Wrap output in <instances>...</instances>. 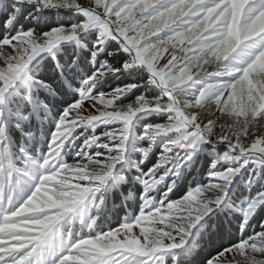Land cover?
I'll return each mask as SVG.
<instances>
[{
  "label": "snow or ice",
  "instance_id": "obj_1",
  "mask_svg": "<svg viewBox=\"0 0 264 264\" xmlns=\"http://www.w3.org/2000/svg\"><path fill=\"white\" fill-rule=\"evenodd\" d=\"M257 125L264 0H0V264H264Z\"/></svg>",
  "mask_w": 264,
  "mask_h": 264
},
{
  "label": "trees",
  "instance_id": "obj_2",
  "mask_svg": "<svg viewBox=\"0 0 264 264\" xmlns=\"http://www.w3.org/2000/svg\"><path fill=\"white\" fill-rule=\"evenodd\" d=\"M127 102L128 101H125V103ZM189 179H191V177H189ZM182 187L186 188V184ZM179 194L180 193H178V195ZM134 210H136V205L132 201H129L127 206L118 203V205L115 207L110 202L108 210L104 213L102 227L106 229L108 225H112L113 227L118 226V221H122L126 215L130 214ZM261 218H264V214H262V216L259 217L258 220Z\"/></svg>",
  "mask_w": 264,
  "mask_h": 264
},
{
  "label": "rangeland",
  "instance_id": "obj_3",
  "mask_svg": "<svg viewBox=\"0 0 264 264\" xmlns=\"http://www.w3.org/2000/svg\"><path fill=\"white\" fill-rule=\"evenodd\" d=\"M83 2L85 4H88L91 2V0H83ZM211 70V68H210ZM200 115H201V118L207 122L208 119H211L213 120L215 123H216V128H215V131L217 133L220 132V127L219 125L220 124H225V125H228V124H231L232 123V120L226 116H221L220 113L218 112V110H216L213 107H209L208 109L206 110H201L200 112ZM257 129L260 130V129H264V125H257ZM134 232H138V229L134 228L133 229Z\"/></svg>",
  "mask_w": 264,
  "mask_h": 264
}]
</instances>
